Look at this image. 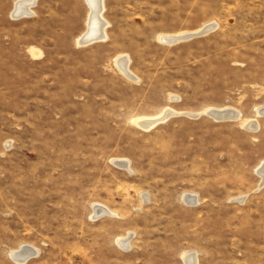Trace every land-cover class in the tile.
<instances>
[{
  "label": "rangeland",
  "instance_id": "374dc122",
  "mask_svg": "<svg viewBox=\"0 0 264 264\" xmlns=\"http://www.w3.org/2000/svg\"><path fill=\"white\" fill-rule=\"evenodd\" d=\"M19 1L0 0V264H264V0H104L86 44V0Z\"/></svg>",
  "mask_w": 264,
  "mask_h": 264
},
{
  "label": "bare ground",
  "instance_id": "6f19581e",
  "mask_svg": "<svg viewBox=\"0 0 264 264\" xmlns=\"http://www.w3.org/2000/svg\"><path fill=\"white\" fill-rule=\"evenodd\" d=\"M87 4L89 5L90 11L88 14V28L87 30L78 38V42L80 44H86L94 40H102L106 37V27L108 26V21L103 17V12H104V0H86ZM17 3V2H16ZM36 3V0H26V2L19 1L16 5V9L13 12L14 16H23V15H30L32 14V7ZM217 24L216 23H209L202 27L198 32L205 31L204 33H207L210 30H213L216 28ZM198 32H192V33H183V34H178V35H162L161 40L166 41V42H176L181 39H188V36L194 33ZM118 61V65L123 66L122 70L124 74L127 76L133 77L130 72L128 71V65H129V58L128 56H122L116 59ZM119 66V67H120ZM135 80V79H134ZM258 114L264 115V107H259L257 110ZM176 113L172 108L167 107L164 109L158 116L155 117H140L139 119L136 120V123L139 124L141 127L144 128H151L153 127L156 123L165 120L168 118L170 115H173ZM210 116L217 118V119H226V118H235L238 119L241 117V112L225 107V108H211L206 111ZM243 126L248 129H257L258 128V121L256 119L252 120H244L243 121ZM125 166L128 168L129 167V162H125ZM258 173L261 175L264 181V162L260 165L258 168ZM263 183V182H261ZM192 202L197 203L198 198L196 195L192 196ZM98 206V205H97ZM102 213H109L113 214L109 210V208L100 205L99 206ZM97 208V207H96ZM96 211V210H95ZM98 213V212H97ZM100 214V213H99ZM106 215V214H105ZM131 237V233H129L127 236H124L119 239V242L121 245L124 247H129V238ZM37 253L36 248H32L28 245L22 246L19 250L17 251H12L11 256L14 260L16 261H22L25 262L27 259L32 257L34 254ZM185 263L186 264H197V257L195 252H189L184 255Z\"/></svg>",
  "mask_w": 264,
  "mask_h": 264
},
{
  "label": "water",
  "instance_id": "95a60500",
  "mask_svg": "<svg viewBox=\"0 0 264 264\" xmlns=\"http://www.w3.org/2000/svg\"><path fill=\"white\" fill-rule=\"evenodd\" d=\"M204 32H205V31L191 34V35L188 36V38H191V37H194V36H198V35L204 34Z\"/></svg>",
  "mask_w": 264,
  "mask_h": 264
}]
</instances>
